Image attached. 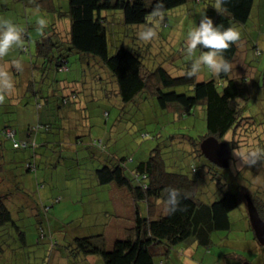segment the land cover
Returning <instances> with one entry per match:
<instances>
[{
    "label": "rangeland",
    "instance_id": "374dc122",
    "mask_svg": "<svg viewBox=\"0 0 264 264\" xmlns=\"http://www.w3.org/2000/svg\"><path fill=\"white\" fill-rule=\"evenodd\" d=\"M53 1L54 11L47 6H35L34 0H0V18L11 19L22 26L28 37L23 38L22 45L13 46L7 55L0 58V67L6 69L14 81L11 94L0 92V96H3L0 99V129L8 123L17 124L20 137L25 133L22 129L25 131L28 125H37L39 121L51 125L49 131L42 129L38 133L37 142L41 146L36 150L39 156L35 159L31 151H14L9 141L5 144L6 164L2 175L8 186L1 188L0 193L5 195L19 191V197L4 199L26 235V244L21 243L15 233H11L8 246L4 244L3 250H0L4 252L0 254V264H105L99 256L86 257L78 253L75 239L103 232L105 248L112 249L114 243L125 235L123 229L133 226L132 211L126 213L127 208L132 210L133 207L126 202L121 206L120 201L108 200L109 193L115 190L114 186L99 185L95 171L106 164L115 166L123 159L132 158L126 172L130 176V171L150 160L152 155L163 160L170 172L186 173L191 179L199 180L198 197L205 202L221 198L226 191L240 192L244 199L240 207L230 213V231L214 234L210 253L201 247L194 251L192 257L188 256L191 251H187L186 258L195 264H264V244L256 239L246 199V196L264 199V160L251 166H240L239 158L232 151L228 167H215L204 155L196 153L191 143L208 133L202 107H198L191 116L178 118V111L160 109L150 90L139 94L134 102L123 103L111 73L94 57L89 59L81 54H70L67 58L70 71L57 72L49 59H42L38 55L42 38H49L56 21L61 19L55 12L58 0ZM4 4L7 7H3ZM63 4L64 9L60 8L59 11H66L68 1L64 0ZM255 8L252 19L245 26L246 33H240L241 46H247L250 50L244 55L240 53L233 62V74L236 72V76H240L251 71V68L244 70V61H247V67L251 64L255 68V74H251L245 83L250 100L242 101L247 103L246 117H253L250 121L255 120L257 125L264 122V34L259 33L264 29V23L263 9L259 11L260 0H257ZM203 13L202 7L197 6L195 10L193 5L173 9L162 15L160 20L157 17L156 37L150 42H143L135 38L134 33L145 25L129 26L128 30L134 35H121L119 31L126 27L122 12L107 11L111 28L116 29L112 31L110 28L114 34L109 39L110 55H114L122 43L133 46L140 42L141 46L146 44L143 55L148 56L150 69L163 66L172 76L183 75L194 58H190L185 50L186 33L199 23ZM39 16H44L48 21L42 32L36 23ZM164 19L169 25H164ZM58 31L61 38L65 39L66 17ZM169 34L175 40L173 43L170 38L167 39ZM256 44L261 54H254V49H251ZM24 46L29 48L28 53L21 50ZM61 52L64 51L56 50L50 52L49 56L55 57ZM199 54L197 50L194 55ZM37 60L47 62V65L45 72H39L37 78L32 80L29 63ZM14 61L19 64L22 73L16 79ZM218 77L206 69L197 74L199 82ZM53 78L68 82L80 80V83L72 85L78 96L76 103L63 105L59 109V101L55 99L56 109L53 106L51 112L40 101L42 108L38 111L34 94L38 92L39 97L52 94L49 89L53 88ZM177 91L192 95L188 88H179ZM62 94L58 96L62 97ZM20 103L25 109L18 107ZM69 109L73 111L68 112ZM39 113L42 115L41 120ZM230 137L231 134H228L224 139L229 140ZM96 139L102 140L108 150L92 146ZM239 148L248 150L247 146ZM12 159L14 163H11ZM28 161L37 164L36 172H27L25 165ZM193 168H196L195 172ZM13 187L19 190H13ZM55 199L60 201L51 207ZM159 205L163 206V202ZM40 225L45 229L47 238L37 242V228ZM51 240L57 244H51ZM155 259L158 264L163 260L160 256ZM172 263L181 264L175 257Z\"/></svg>",
    "mask_w": 264,
    "mask_h": 264
},
{
    "label": "trees",
    "instance_id": "16d2710c",
    "mask_svg": "<svg viewBox=\"0 0 264 264\" xmlns=\"http://www.w3.org/2000/svg\"><path fill=\"white\" fill-rule=\"evenodd\" d=\"M63 1L58 0L59 3L55 4V12L61 19L56 21L54 31H50L52 32L50 37L42 38L43 42L39 43L38 53L42 59H49L57 72L70 71L67 67V58L70 54H81L82 57L88 56L89 59L94 57L105 65L111 73L113 80L117 83L123 103L134 102L139 94L150 90L160 109L178 111V118L191 116L198 107H202L208 133L206 136L194 140V143L191 142L194 151L201 155H203L201 143L212 137L228 145L231 152L230 159H232V150L236 147L247 146L248 149H252V147L264 149V122L255 125V120L254 122L250 121L253 120V117H246L245 106L247 103L245 101L250 100V98L247 97L245 83L249 80L248 77L251 78V74H255V68L251 64L247 67L248 63L244 61L242 64L244 70L251 68V71L241 73L240 76H236V72L233 74V62L237 60L240 53L244 55L246 51L250 50L247 46L245 48L241 46L243 43L241 36L228 49L222 50L224 58L231 65L230 73H221L218 75V79L211 78L199 82L197 75L193 77L187 75L191 64L180 76H172L163 66L155 67L154 70L150 69L148 56L144 57L143 55L146 44L141 46L139 45L140 42L133 44V46H126L122 43L116 49V53L110 55L109 39L110 35L114 34L110 31L111 24L108 15H106L107 11H121L126 27L119 32L121 35L128 34L130 36L133 33L128 30L130 29L129 26L151 23L146 18L154 9H160L161 14L164 15L178 7L193 5L195 10L197 6L202 7L204 12L206 11V14L213 19L214 25H222L223 28L233 26L239 28L240 33L242 31L246 33L245 26L252 19L257 0H224L223 7L226 11L220 14L212 7L214 0H67L68 7H66V11L62 12L59 9H64ZM34 2L36 3L35 6L39 4L47 6L52 11L55 10L52 7V5L54 6L53 0H34ZM3 7H7V4H4ZM261 9H263L264 23V0H260L259 11ZM64 17L67 18V31L65 39H62L58 29ZM166 20H163L164 25H169ZM112 25L114 24L112 23ZM153 26L158 29L156 23ZM111 29L116 31L115 27ZM138 31H135L134 34L136 35ZM259 33L264 34V29ZM26 35V33L23 34L24 39L28 38ZM258 36L257 33L256 37ZM169 38L172 43L175 41L171 39L170 34L167 36V39ZM48 41L51 47L50 44L48 45ZM251 49H254V54L262 53L257 44L253 45ZM21 50L28 53L29 48L24 46ZM56 50L65 53L61 52L59 55L50 58V52ZM197 50L202 51L199 46ZM29 64L32 71L31 78L35 80L39 72H45L44 68L47 62L41 63L37 60ZM2 69L3 67H0V70ZM15 70L14 78H20L22 76L21 69L16 67ZM254 78L253 75L252 80ZM77 82L80 83V80ZM77 82L57 81L53 78V88L49 89L53 92L52 94H46L43 97H39L38 92L34 94L37 110L42 108L40 101L44 102L51 112L53 106L56 109L55 99L59 101L57 104L59 109L63 105L76 103L75 100L78 96L72 85L78 84ZM179 88H188L192 95L178 92L177 89ZM67 90L69 91L68 94H66ZM0 92L4 91L0 89ZM59 93H63L62 97L58 96ZM4 94L6 93L4 92ZM19 106L24 108L22 103ZM71 111L73 110H68V112ZM39 119L41 120V113H39ZM50 126L49 124H42L41 121L37 125H28L25 131L22 129V132L25 133L20 136L21 138L17 124L8 123L0 129V189L8 186L2 175L5 173L6 142H10L11 149L14 151H31V156L35 159L39 156L36 150L41 146L37 142L38 133L42 129L49 131ZM228 134H231L230 139H224ZM236 139L240 144L237 143ZM92 146L108 150L107 145L103 144L102 140H94ZM113 155H110V158ZM129 160L132 158L123 159L115 166L106 164L97 169L95 173L99 185L114 186L115 190L116 188L122 189L125 192L124 195L127 194L131 198L133 209L127 208L126 213L132 211L133 226L123 229L125 235L117 240L113 248L109 250L105 248L103 232L76 238L78 253L86 257L99 256L105 264H158L155 261L156 256L163 258L160 264H176L172 263L174 257L182 264V257H185L187 251H191L190 254L188 253L190 257L194 256V251L201 247L210 253V248L214 243V234L230 231V213L240 207L243 203L242 200H244L240 192L226 191L221 198L213 202H205L198 197L199 180L191 179L186 173L170 172L164 161L158 157L152 155L150 160L137 165L135 169L130 171V176L126 173ZM262 161L257 160L258 163ZM11 163H14L13 159ZM210 163L214 165L212 162ZM214 166L216 167V165ZM25 168L27 172H36L37 164L28 161ZM193 171L195 172L196 168H193ZM13 190L19 189L13 187ZM171 190H175L178 201L174 212L169 211L170 206L167 204L168 193ZM18 192L5 195L0 193V250H3L2 245L8 246L11 233H15L21 243L26 244V235L18 225V220L13 217L4 199L5 197H19ZM246 199L247 203H252L259 216L264 219V199L259 196H246ZM108 200L110 199L108 198ZM59 201L55 199L51 207ZM160 202H163L161 207ZM46 210H49V207H46ZM37 231V242L46 240L47 234L42 225L38 226ZM50 243L57 244L53 240ZM2 253L4 252H0V254ZM164 259L166 260L164 261Z\"/></svg>",
    "mask_w": 264,
    "mask_h": 264
},
{
    "label": "clouds",
    "instance_id": "9594fccd",
    "mask_svg": "<svg viewBox=\"0 0 264 264\" xmlns=\"http://www.w3.org/2000/svg\"><path fill=\"white\" fill-rule=\"evenodd\" d=\"M224 0H214L212 7L218 14L226 11L223 7ZM162 7V5H161ZM157 17L162 19L160 9H154L153 12L146 18L149 24H146L136 35L140 41L150 42L156 37L154 24L157 23ZM39 25V31H43L47 27L48 21L44 16H39L36 20ZM24 28L8 18H0V57L8 54L13 46H20L23 42ZM240 31L238 28L230 26L223 28L222 25H214L213 19L206 14H202L198 24H194L186 33L185 44L186 53L192 58L191 68L187 72L190 77L202 73L205 69L214 76L221 73L228 74L231 70L230 63L224 58L223 51L228 49L233 42L240 39ZM201 49L199 55H194L198 49ZM206 49V50H205ZM17 68L19 64L13 62ZM0 89L5 93L11 94L14 91V81L10 73L4 69L0 70ZM3 99V96H0ZM233 155L240 160V166L253 165L257 160H264V149H241L234 148ZM178 201L175 190L168 193L167 204L170 206L169 211L174 212ZM183 264H195L186 257H182Z\"/></svg>",
    "mask_w": 264,
    "mask_h": 264
},
{
    "label": "water",
    "instance_id": "95a60500",
    "mask_svg": "<svg viewBox=\"0 0 264 264\" xmlns=\"http://www.w3.org/2000/svg\"><path fill=\"white\" fill-rule=\"evenodd\" d=\"M201 151L214 165L220 168L228 167L231 152L226 143L219 142L213 137L208 138L201 143ZM248 215L256 238L264 244V219L259 216L257 209L250 202L248 204Z\"/></svg>",
    "mask_w": 264,
    "mask_h": 264
},
{
    "label": "crops",
    "instance_id": "0c3cea01",
    "mask_svg": "<svg viewBox=\"0 0 264 264\" xmlns=\"http://www.w3.org/2000/svg\"><path fill=\"white\" fill-rule=\"evenodd\" d=\"M42 116V115H41ZM116 187V186H115ZM118 188H116V190L114 191V192H110L109 193V199L110 200H115V201H120V202H122V205L121 206H123V201H124V203L126 202V203H129L131 206H132V201H131V198L127 195V194H125L124 195V191L122 190V189H118ZM115 196V197H114ZM120 210V209H119ZM122 210H123V208L121 207V210H120V214H122ZM133 216V215H132ZM124 231V230H123Z\"/></svg>",
    "mask_w": 264,
    "mask_h": 264
}]
</instances>
